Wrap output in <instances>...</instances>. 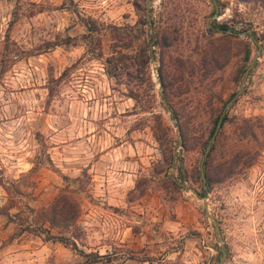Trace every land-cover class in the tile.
<instances>
[{"label":"rangeland","instance_id":"374dc122","mask_svg":"<svg viewBox=\"0 0 264 264\" xmlns=\"http://www.w3.org/2000/svg\"><path fill=\"white\" fill-rule=\"evenodd\" d=\"M0 176V264H216L202 188L223 264H264V0H0ZM59 193L77 250L27 227Z\"/></svg>","mask_w":264,"mask_h":264},{"label":"trees","instance_id":"16d2710c","mask_svg":"<svg viewBox=\"0 0 264 264\" xmlns=\"http://www.w3.org/2000/svg\"><path fill=\"white\" fill-rule=\"evenodd\" d=\"M83 25L85 27L86 33L83 34L81 37L85 38L86 36H90L97 31V26L94 22V20L88 18L84 20ZM211 30L215 31H220V32H226L228 31L229 33H234V29L232 27H229L226 23L221 22V23H215L213 22L210 27ZM246 30V29H244ZM247 37H250L252 40H254V43H256V37L254 36V33L251 31L248 34H245ZM63 44L68 43V41H63ZM54 45H58L59 43H53ZM139 51H142V45L139 46L138 48ZM144 52V51H143ZM145 54V53H144ZM129 57V55L125 53H120L117 57H113V55H109L105 58L106 61V66L105 67V73L108 77H115L118 72L116 71L117 69L120 70L123 68V61L124 58ZM145 58H148V54H145ZM120 64V65H118ZM159 81L163 87V82L159 78ZM163 90V89H162ZM235 95V92L231 93L229 95V98H232ZM222 109H224V103L221 106ZM219 113H217L213 119V126L210 131V135L212 136L213 130L215 128L217 119H218ZM175 118L176 115L175 113L172 112V118ZM225 120V110H223L222 117L220 118L219 121V127L222 125L223 121ZM209 149H211V145L209 146ZM204 162H202V170H203V176L205 179V172H204ZM179 180H181V177H178ZM74 181L78 182L76 178L73 179ZM205 182V180H204ZM0 186L3 188L4 191L7 192V189L5 188L4 182L2 181V177L0 176ZM206 189L202 188L201 192L199 193L200 196H204ZM15 193L18 195H21L17 189L14 190ZM23 208L27 209L28 211L32 212V208L27 204L23 203ZM75 208V202L72 201V199L68 198L63 193H59L57 196L54 197L52 203L48 206L46 209H41L34 220L31 223H27V227H37L38 229H43L45 223L48 225V227L56 226L55 224H67V225H72V222L75 221L76 218V209ZM0 214H4L8 218V212L6 207H1L0 208ZM47 238L52 239V240H57L61 242L64 246H68L73 250L76 249V245L72 238L70 237H65L62 235H50L48 229H43ZM79 253L83 254L84 256L91 257L89 260L90 263L95 262L96 258L99 257V255H96L95 253H84L80 250H78ZM219 253V252H218Z\"/></svg>","mask_w":264,"mask_h":264},{"label":"water","instance_id":"95a60500","mask_svg":"<svg viewBox=\"0 0 264 264\" xmlns=\"http://www.w3.org/2000/svg\"><path fill=\"white\" fill-rule=\"evenodd\" d=\"M257 48H259V46H257ZM255 58H256L255 56L252 57V59H251L249 65H248V67L245 69L244 76L246 75L247 71L249 70V68H250L251 65L253 64ZM242 80H243V79H242ZM241 88H242V84L239 85V90H240ZM236 94H237V93H235V95H234L232 98L229 99V101L226 103V105H228V103L231 102V101L234 99V97L236 96ZM226 105H225V106H226ZM223 110H224V109H222V111H221V112L219 113V115H218V119H217V122H216L215 128H214L213 133H212V136H211V138H210V142H211V141L214 139V137H215V134H216L217 129H218V127H219V121H220V118L222 117ZM210 142H209V143H210ZM209 143H208V145H207V147H206V151H207L208 148H209ZM202 162H203V159H201V162H200V164H199V173H200L201 180H202V182L204 183V180H205V179H204V176H203ZM199 197L202 199V208H203L204 214L206 215V217H207V218L209 219V221L211 222L212 229H213V234H214V237H215V239H216V241H217V243H218V246H219L220 256H219V258H218L216 264H223L224 258H225V256H226V248H225V245L223 244V242L221 241L220 231H219V228H218L217 222H216V220L214 219V217H212V216L209 214V212H208V210H207V205H206L205 197H204V196H200V195H199Z\"/></svg>","mask_w":264,"mask_h":264}]
</instances>
